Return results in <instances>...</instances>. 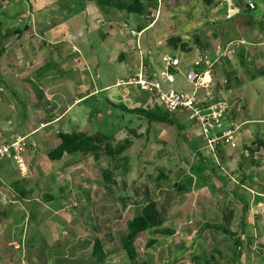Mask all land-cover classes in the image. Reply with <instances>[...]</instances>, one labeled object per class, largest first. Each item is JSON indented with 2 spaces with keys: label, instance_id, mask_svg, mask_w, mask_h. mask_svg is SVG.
<instances>
[{
  "label": "rangeland",
  "instance_id": "1",
  "mask_svg": "<svg viewBox=\"0 0 264 264\" xmlns=\"http://www.w3.org/2000/svg\"><path fill=\"white\" fill-rule=\"evenodd\" d=\"M1 1L0 12L3 10ZM171 1L183 3V0ZM250 2L256 9L247 12L246 18L252 20L249 23L242 22L241 14L229 16L227 9L226 13L216 14L214 25H203L213 37H218L219 43L200 32L189 33L185 41L188 56L184 57V50L177 43L179 54L172 51V58L180 62L177 67L180 70L191 67L200 53L213 54L217 45L221 46L217 54L224 55L211 66L213 89L231 108L220 128L210 131L207 137L219 136L225 131L227 119L233 147L222 138L211 149L199 127L186 114L178 116L179 130L132 112L144 109L162 114L152 97V103L139 108L141 105L120 99V89L97 91L65 114V120H71L76 114V122L70 123L67 129L105 134L112 146L124 140H131L132 145L116 158L88 154L52 163L46 154L51 149L50 144L40 146L37 151L26 144L22 168L16 169L19 175L0 185V199L4 197L3 200L9 201L4 205L0 201V209L7 212L0 215V233L2 228L10 231L15 227L17 243L0 247V264H96L91 257L95 238L100 239L107 253L104 264H131L120 250L119 238L126 223L139 215L149 202H155L160 212L162 225L159 229H167L172 234L153 233L157 228H152L139 235L135 247L140 263L264 264V160L261 153L252 156L242 149L256 140L264 141V46L258 47L254 37L264 32V0ZM149 7L154 8L148 3ZM79 10L76 7L71 12ZM203 10L205 18L214 15L208 8ZM238 26L251 35L241 38ZM35 29L29 27L23 34L28 47L34 46L31 36L33 39V31L38 33ZM214 31L217 32L213 34ZM219 31L224 35L220 36ZM170 38L165 39L168 46ZM72 41L69 38L66 43L70 60L76 56L72 53ZM41 42L46 51H56L46 40ZM73 45L79 47L77 41ZM157 47H146L149 59L165 64L162 61L165 46ZM232 49H237L241 57L240 60L235 58L236 71L231 65L226 66V59L234 54ZM120 57L121 54L118 61ZM27 61L31 62L29 59L23 61L17 70V82L10 87L17 101L11 96L6 102V108L11 106L14 116L16 112L17 115L32 113V107L35 108L22 98L34 91L29 82L32 69ZM172 71L176 73V69ZM102 74H97L102 80L93 77L86 90L106 83ZM118 79L124 81L120 76ZM175 80L173 89L182 91L179 88L182 77L175 74ZM0 88V94L9 92L1 83ZM122 88L125 92L134 88L137 94L141 93L135 86ZM42 109L43 106L34 111L41 114ZM20 120L14 122L20 128L25 120L27 124L30 121L26 114L19 123ZM28 149L29 162L24 156ZM124 157L128 159L126 165ZM103 173H109L111 184L103 181ZM188 177L192 178L190 188L186 185ZM180 187L189 189L181 191ZM244 202L248 204L246 211H243ZM205 224L228 227L238 244L235 239L203 229ZM151 241L153 244L149 246Z\"/></svg>",
  "mask_w": 264,
  "mask_h": 264
},
{
  "label": "crops",
  "instance_id": "2",
  "mask_svg": "<svg viewBox=\"0 0 264 264\" xmlns=\"http://www.w3.org/2000/svg\"><path fill=\"white\" fill-rule=\"evenodd\" d=\"M231 1L233 7L237 9L234 14H241L242 22L246 20V23H249L251 18H246L248 17L247 12L255 10V5L250 0ZM139 2L145 8L147 12L145 14L149 12L152 15L153 20L151 22H147L143 14H126L123 11L112 8L105 13H101L94 1L87 0L1 1L3 10L0 12V22L2 23L5 37L0 43V83L9 92L6 93L4 91L3 94H0V144L12 141L17 135H23L27 136L29 149L35 148L34 150L37 151L40 146L50 144L51 149L50 146L48 147L49 151H51L59 142L56 137L58 133L74 132L67 129V127H70V123L76 122V114L72 116L71 120H65V114L72 112L75 106L84 102V98L95 95L97 91L120 89L121 95H119L121 97L119 96V98L128 99L135 105H141L139 108L150 102L152 103L153 100L149 94L143 92L137 94V90L134 88L129 92H125L121 87L125 86L124 81L128 75L140 65H142L143 70L149 76L158 77L159 72L166 67L165 59L172 58V51L178 53L177 49H174L171 45L169 47L165 43L166 38L178 37L182 42H185L189 33L198 34L200 32L206 38L213 39V42L219 43L218 37H213L211 31L204 29L203 25H214L217 19L216 14L226 13L228 6L225 0H215V4L210 7L204 6L201 0H183L182 4H179L181 1L177 2L178 4H174L175 2L171 0H163L162 3L161 0H150V2L148 0H139ZM148 3L152 4L154 8H147ZM249 3L253 5V8L249 7L247 9ZM76 7L80 8V10L72 13L71 9ZM204 8H208L209 12L214 15L205 18ZM176 15L179 16L176 18ZM27 25H30L29 27L33 29L36 28L38 32L33 31L32 35L34 38L32 39L31 36V41L34 42V46L31 45L30 47L25 43L23 35L25 30L29 29ZM238 29H241L240 26H238ZM131 30L140 35L137 38L131 36ZM216 32L214 31L213 34ZM250 33L248 31L245 34L240 30L241 38L243 39L250 36ZM219 34L223 36L224 32L219 31ZM255 35L258 47H263L264 32ZM69 38L73 40L71 43L72 53L76 54L71 59L72 61L68 59L66 50V43H68L67 40ZM41 40H46L47 44L53 45L56 51H46L41 46ZM74 41L78 42L79 47L73 45ZM158 43L165 46L162 51V61L165 64L159 63L155 59H149V52L146 47L157 49L159 48L157 46L160 45ZM220 47V45H217L213 54L208 55V52H205V54L200 53L199 58L204 60L201 68H207L208 65L214 62L217 50H220ZM233 53L230 59L229 57L226 59V66L231 65L232 70L235 69L234 71H236L237 69L234 67L235 58L240 60L239 58L241 57L237 49ZM120 54L121 60L118 61ZM188 54L183 53L184 57H187ZM25 59H29L32 62L27 61L26 64L27 66L30 65V69H32L29 71L31 80L29 82L34 91L23 95L22 98L31 102V105L35 106V108L32 107V113L22 112L17 115L16 112V116H14L11 106L8 105V109L6 108V102L10 101L11 96L17 101L16 96H14L16 93L10 90V87L17 82L15 80V77L19 75L17 70L20 69ZM198 59L193 61L191 67H185L180 70L176 68L175 74H179L182 77V82L179 85L182 91H188L192 88L189 72L196 69L194 63ZM146 61L148 62L147 65L145 64ZM48 66H50V69L46 71L45 67ZM54 70L57 71L55 72ZM101 72L103 73V80H107L103 82L106 83H100L101 86L98 88L93 87L86 90V85L93 81V77L94 80L96 78L99 81L100 79L102 80L101 76L97 75ZM71 74H73V77H71ZM119 76L124 81L118 79ZM0 93H2L1 88ZM107 102L109 104L108 100ZM42 106L44 108L41 112L42 115L40 113L36 114L38 112L34 111V109L38 110ZM160 112L166 118L174 121L177 126H180L177 121L180 120L178 116L185 114L178 111L166 113L160 110ZM25 114L28 115L29 124L25 120V124H22L20 128L14 122L19 120V118L23 120ZM98 116L102 117L100 113ZM226 122L228 127L225 131H228L231 125L227 119ZM132 143L131 141V145ZM29 149L26 155L24 153L28 162L31 157L27 156L29 155ZM65 158L66 156L63 157L62 161ZM31 163L33 162L31 161ZM17 168H22V165L18 166L9 161L1 160L0 185H5L6 180L9 181L18 176ZM3 198L0 199L2 205L9 202L5 199L3 200ZM5 213L7 212H4V208H1L0 215ZM15 230V227L10 231L2 228L0 247L4 245L9 247L17 244ZM20 237L23 241L24 236L21 235Z\"/></svg>",
  "mask_w": 264,
  "mask_h": 264
},
{
  "label": "trees",
  "instance_id": "3",
  "mask_svg": "<svg viewBox=\"0 0 264 264\" xmlns=\"http://www.w3.org/2000/svg\"><path fill=\"white\" fill-rule=\"evenodd\" d=\"M94 1L98 9L101 13H105L108 9H115L118 11H123L126 14H134V15H144V18L147 22H151L153 20L152 15L145 11L143 5L139 2V0H87ZM202 4L206 7L213 6L215 4V0H201ZM247 9L249 7L247 6ZM142 29V28H141ZM5 37V32L2 28V23L0 22V43ZM169 45L173 46L174 49L175 43L180 44V48L184 50V53H188L187 44L182 42L180 38L173 37L169 39ZM147 65L148 62L146 61ZM50 66L45 67V70H49ZM153 77V76H151ZM155 78V77H154ZM159 109V108H158ZM160 111V110H159ZM132 112H138L141 115H144L151 120H154L160 124H165L168 126H176L177 129L181 130V127L177 126L174 121L166 118L162 114L153 113L148 110L138 109L132 110ZM88 121V118H87ZM134 133V132H132ZM58 139V144L51 151L47 153V159L52 163H60L64 156H78V155H88L92 154L94 157H98L99 154H105L107 157L116 158L120 157L122 153L127 150L131 146L130 140H124L118 143L116 146H112L108 140L109 137L105 134H85L83 132H71V133H58L56 135ZM242 149L245 153L249 155H258L261 153V157L264 160V141L256 140L255 142L242 146ZM124 164H128L127 158H122ZM101 178L106 184H111L113 181L109 173H103ZM187 187H191L192 178H186ZM189 188L180 187L181 191H187ZM21 195L24 194L20 189H17ZM248 207L247 203H243V211H246ZM162 225V218L160 212L156 208L155 202H149L139 215L134 217L132 220H129L126 223V229L121 234L119 238L120 250L123 252L124 256L128 259L131 264H145L140 263V260L137 258L135 240L142 233L151 230L152 228H157L153 233L157 234H169L172 232L167 229H159ZM203 229L211 230L220 234H223L231 239H235L234 242L238 244V240L235 238V234L232 233L228 227H223L214 224H205ZM153 242H149V246H151ZM258 248L261 249L262 246L258 245ZM91 257L94 259L96 264H104L107 258V253L105 252L100 239L95 238L92 243V251Z\"/></svg>",
  "mask_w": 264,
  "mask_h": 264
},
{
  "label": "built area",
  "instance_id": "4",
  "mask_svg": "<svg viewBox=\"0 0 264 264\" xmlns=\"http://www.w3.org/2000/svg\"><path fill=\"white\" fill-rule=\"evenodd\" d=\"M248 7L253 8V5L249 3ZM130 34L136 38L140 35L133 30L130 31ZM223 55V53L217 54L212 64L216 63ZM165 62L166 67L159 72L157 78L149 76L140 65L128 75L124 84L135 86L140 92L149 94L157 107L166 113L178 111L187 114L189 120L199 127L211 149L222 138L233 146L230 130L222 131L219 136L207 137L210 131L220 128L231 108L227 100L216 96L213 89L212 64L203 69L201 66L204 64V60L199 58L194 63L196 69L189 72L192 88L183 92L173 89L175 72L172 70L179 66V60L170 57L165 59ZM26 144L27 136H16L8 143H1L0 161L5 160L21 166L22 152ZM15 247L18 248L17 245Z\"/></svg>",
  "mask_w": 264,
  "mask_h": 264
},
{
  "label": "water",
  "instance_id": "5",
  "mask_svg": "<svg viewBox=\"0 0 264 264\" xmlns=\"http://www.w3.org/2000/svg\"><path fill=\"white\" fill-rule=\"evenodd\" d=\"M228 6V13L229 16L233 15L235 12H237V9L233 7L232 1L231 0H225Z\"/></svg>",
  "mask_w": 264,
  "mask_h": 264
}]
</instances>
